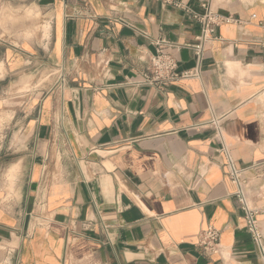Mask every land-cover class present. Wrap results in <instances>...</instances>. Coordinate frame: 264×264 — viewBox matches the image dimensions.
Returning a JSON list of instances; mask_svg holds the SVG:
<instances>
[{
  "label": "crops",
  "instance_id": "0c3cea01",
  "mask_svg": "<svg viewBox=\"0 0 264 264\" xmlns=\"http://www.w3.org/2000/svg\"><path fill=\"white\" fill-rule=\"evenodd\" d=\"M182 2L0 0V264H263L218 150L264 240V2ZM204 5L238 22L199 77L138 85L160 40L196 66Z\"/></svg>",
  "mask_w": 264,
  "mask_h": 264
},
{
  "label": "built area",
  "instance_id": "2783aa9c",
  "mask_svg": "<svg viewBox=\"0 0 264 264\" xmlns=\"http://www.w3.org/2000/svg\"><path fill=\"white\" fill-rule=\"evenodd\" d=\"M165 5L174 6L186 12L189 10L183 5L182 0H158ZM202 14L194 15L193 18L200 26L199 35L193 45H187L196 58V66L190 70L178 71L177 61L167 53L162 51L164 46H172L164 40L157 41L155 44L158 50L155 55L149 57L147 68L141 76V80L137 83L141 86L169 85L178 80L197 78L200 75L199 65L202 61L204 50L211 42L217 40L215 37V28L226 23H237L229 16H222L215 13L210 6H205ZM220 118H214L208 125L213 128L218 138L222 141V124ZM225 160L227 168L226 176L235 186L234 197L238 202L240 209L243 211L244 219L247 226V232L256 246L259 255L264 264V240L262 239L259 226L258 215L259 210L253 208L247 196L246 173L251 167H237L230 155L228 148L222 142L218 150ZM220 234L214 227L208 226L201 230L197 235V245L208 254H216L220 247Z\"/></svg>",
  "mask_w": 264,
  "mask_h": 264
},
{
  "label": "rangeland",
  "instance_id": "374dc122",
  "mask_svg": "<svg viewBox=\"0 0 264 264\" xmlns=\"http://www.w3.org/2000/svg\"><path fill=\"white\" fill-rule=\"evenodd\" d=\"M245 1H249V2H254V1H257V2H264L262 0H245ZM11 169L9 168L8 171H7V174L11 176V173H10Z\"/></svg>",
  "mask_w": 264,
  "mask_h": 264
},
{
  "label": "bare ground",
  "instance_id": "6f19581e",
  "mask_svg": "<svg viewBox=\"0 0 264 264\" xmlns=\"http://www.w3.org/2000/svg\"><path fill=\"white\" fill-rule=\"evenodd\" d=\"M264 1V0H262ZM47 29V28H46ZM46 31V30H45ZM48 33V32H47ZM46 37V36H45ZM4 116V115H3ZM13 169H11L12 174L16 173L17 166H12Z\"/></svg>",
  "mask_w": 264,
  "mask_h": 264
}]
</instances>
